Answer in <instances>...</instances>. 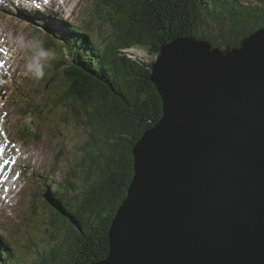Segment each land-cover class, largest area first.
I'll list each match as a JSON object with an SVG mask.
<instances>
[{
	"label": "water",
	"instance_id": "1",
	"mask_svg": "<svg viewBox=\"0 0 264 264\" xmlns=\"http://www.w3.org/2000/svg\"><path fill=\"white\" fill-rule=\"evenodd\" d=\"M152 67L163 117L93 264H264V28L237 47L177 38Z\"/></svg>",
	"mask_w": 264,
	"mask_h": 264
},
{
	"label": "trees",
	"instance_id": "2",
	"mask_svg": "<svg viewBox=\"0 0 264 264\" xmlns=\"http://www.w3.org/2000/svg\"><path fill=\"white\" fill-rule=\"evenodd\" d=\"M101 2L102 20L110 27L105 47L87 34L89 40L79 36L59 45L50 38L44 46L55 44L60 52L53 70L66 89L56 103L88 131L73 180L66 181L65 191L45 194L52 241L42 238L39 248L33 245L29 260L22 251L7 250L8 240L0 242V264H18L17 259L19 264H93L107 258L109 231L135 172L134 147L163 117L162 97L151 80L162 46L193 35L221 48L237 47L264 28V5L237 0ZM135 47L147 50L150 61L132 52Z\"/></svg>",
	"mask_w": 264,
	"mask_h": 264
},
{
	"label": "rangeland",
	"instance_id": "3",
	"mask_svg": "<svg viewBox=\"0 0 264 264\" xmlns=\"http://www.w3.org/2000/svg\"><path fill=\"white\" fill-rule=\"evenodd\" d=\"M237 1L253 6L264 5V0ZM101 3V0H56L46 8L45 13L42 9L39 11L41 6H28L32 8V13L25 8L0 7V26L3 27L0 28V51H13L11 67L7 63L11 55L8 52L0 54V63L13 72L3 73V83L7 84L5 89L9 91L5 93L3 86L0 87V109L3 112L0 111V122H4L0 123V139H3L0 144L6 151H13L14 147L16 158H19L20 147H26L23 148V160H16L17 174L12 181L18 179L17 184L12 186L8 174L1 176L5 182L0 185V242L8 240L6 249L17 254L24 252L26 260L31 259L28 256L33 254V245L39 248L42 238L52 241L53 224L51 226V218L46 215L49 212L44 205L45 192L51 189L50 184L65 180L71 170H78L88 140V131L75 122L73 112L56 103L66 88L60 78L56 79L58 75L53 70V62L59 60L60 54L58 50H43L45 38L55 39L61 45L59 39L51 36L48 30L54 32L56 27L69 30L87 21L91 25L93 23V41L104 47L110 27L102 20L105 6ZM42 20L45 23L43 27L38 25ZM213 21L219 31L222 25L220 20L216 18ZM40 29L42 33L36 31ZM132 50L143 61H150L147 50L139 47ZM157 57L154 58L156 61ZM1 92L5 95H1ZM12 92L13 95H7ZM35 117L40 118L41 124L31 137L26 138L25 134L18 132V126L21 123L29 126ZM3 159L0 160L4 162ZM2 162L0 172L2 167L7 166L6 161L4 164ZM43 172H46V177L40 174ZM42 182L48 183L42 186ZM10 184L13 191L12 195L7 196ZM31 239L32 245L29 246ZM19 261L17 259L18 264Z\"/></svg>",
	"mask_w": 264,
	"mask_h": 264
},
{
	"label": "bare ground",
	"instance_id": "4",
	"mask_svg": "<svg viewBox=\"0 0 264 264\" xmlns=\"http://www.w3.org/2000/svg\"><path fill=\"white\" fill-rule=\"evenodd\" d=\"M41 9H42V8H41ZM37 14H39V13H37ZM1 20H2V19H1ZM6 24H7V23H6ZM9 27H10V26H9ZM0 28L3 29L2 26H0ZM7 28H8V27H7ZM10 28H11V27H10ZM1 29H0V30H1ZM15 29H16V28H15ZM15 29H14V30H15ZM2 31H3V30H2ZM9 31H10V30H9ZM12 31H13V30H12ZM18 32H19V31H18ZM18 35H19V34H18ZM5 36H6V35H5ZM9 36H10V35H9ZM20 40H21V39H20ZM94 40H95V39H94ZM14 42H15V41H14ZM14 42H13V43H14ZM17 43H18V42H17ZM96 43H97V42H96ZM14 49H15V48L13 47V50H14ZM3 73H4V70L2 69V71L0 72V76L2 75V78L0 79V87L3 86L4 90L6 91L8 88L5 89V88L7 87V84H6V83H3V81H4V80H3V79H4ZM4 90H3V91H4ZM3 93H4V92H1V94H3ZM1 107H2V106H1ZM0 111H1V109H0ZM3 111H4V109H3ZM1 112H2V111H1ZM2 113H3V112H2ZM5 113H6V112H5ZM7 114H8V113H7ZM5 117H6V116H5ZM7 117H8V115H7ZM3 121H4V120H3ZM0 123L2 124V123H4V122L1 121ZM2 126H3V125H2ZM10 126H11V125H10ZM1 129H2V128H1ZM1 134H2V133H1ZM1 134H0V135H1ZM6 134H7V133L5 132V135H6ZM2 140H3V139H2ZM2 140H1V141H2ZM4 145H5V144H4ZM8 148H10V147L8 146ZM2 149H3V148L1 147V144H0V153L3 152ZM0 157H1V156H0ZM4 170H6V167H4ZM3 173H4V172H0V185H2L3 182H5L4 180H2L3 177L1 178V176H3ZM40 174H41L42 176H44V177L47 176L46 172H43V173H40ZM1 182H2V183H1ZM9 250H10V249H9ZM10 252H12V251L10 250Z\"/></svg>",
	"mask_w": 264,
	"mask_h": 264
}]
</instances>
